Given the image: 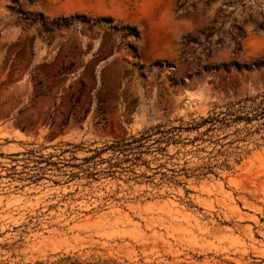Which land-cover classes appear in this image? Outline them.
Listing matches in <instances>:
<instances>
[{
  "label": "rangeland",
  "instance_id": "1",
  "mask_svg": "<svg viewBox=\"0 0 264 264\" xmlns=\"http://www.w3.org/2000/svg\"><path fill=\"white\" fill-rule=\"evenodd\" d=\"M262 92L264 0H0V264H264V126L153 143Z\"/></svg>",
  "mask_w": 264,
  "mask_h": 264
},
{
  "label": "trees",
  "instance_id": "2",
  "mask_svg": "<svg viewBox=\"0 0 264 264\" xmlns=\"http://www.w3.org/2000/svg\"><path fill=\"white\" fill-rule=\"evenodd\" d=\"M186 1L187 0H177V6L182 7L183 5H185ZM37 15L41 17L40 19L44 18L41 13H38ZM99 19L106 20L108 22L111 21V18L101 17ZM53 23L67 25L68 20L59 18L57 20H54ZM126 29L128 30L129 35H132L135 38H139V32L135 27H126ZM62 68L64 69L65 67L62 66ZM77 101L78 97L74 102L76 103ZM72 106H74V103H72ZM255 122H258L259 125L264 126V92L257 93L253 96H247L237 101L226 103L225 105L220 107L219 110L213 109L208 113V115L200 116L198 120L193 119L191 122L185 123V125H174L168 128H163L162 125H159L156 127L155 133H153L158 135L157 138L153 139V143H164L166 147L171 143L182 142L183 132L188 131H196L200 134L199 136H195L193 140L190 141H195L198 139L205 140L203 136L209 135V137H212L211 133H213L214 131L223 128H229L232 126H235V131L233 133L236 135L243 131L249 134V129L251 130L254 127L253 124ZM240 124H243V126L238 127V125ZM202 128L204 129L202 131H199ZM151 136V134H141L140 137L133 138L132 141H115L112 144L108 145L106 148L102 149V151L112 150L116 154H122L125 157L124 161L128 162L131 161V159L128 157L129 154L137 153L140 156V154H143L145 152L141 150V148L144 147L142 141L148 139ZM133 143L138 144L132 146ZM165 147L158 146V149L164 151Z\"/></svg>",
  "mask_w": 264,
  "mask_h": 264
}]
</instances>
